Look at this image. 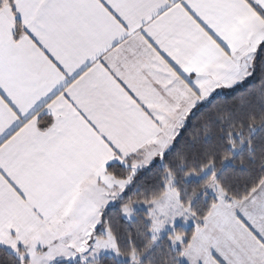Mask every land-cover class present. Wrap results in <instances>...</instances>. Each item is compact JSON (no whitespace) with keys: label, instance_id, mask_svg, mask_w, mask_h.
<instances>
[{"label":"snow or ice","instance_id":"obj_1","mask_svg":"<svg viewBox=\"0 0 264 264\" xmlns=\"http://www.w3.org/2000/svg\"><path fill=\"white\" fill-rule=\"evenodd\" d=\"M193 59L209 72L193 68ZM220 65L229 68L223 84L208 79ZM173 73L205 97L194 108L210 105L223 89L264 94V0H0V249L15 264H82L108 246L118 253L112 234L99 241L88 228L34 247L26 240L55 223L41 197L50 170L69 152L73 129L82 127L77 121L120 154L101 125L114 126L137 106L159 123V103L130 81L167 91ZM113 165L123 162L114 157L106 167ZM236 202L242 235L233 232L210 255L215 264H264V178L248 183Z\"/></svg>","mask_w":264,"mask_h":264},{"label":"trees","instance_id":"obj_2","mask_svg":"<svg viewBox=\"0 0 264 264\" xmlns=\"http://www.w3.org/2000/svg\"><path fill=\"white\" fill-rule=\"evenodd\" d=\"M48 123L47 118L42 125ZM231 133V138H229ZM128 165H113L106 173L117 180H131L116 205L104 210L100 231L103 238L109 230L124 257L136 255L141 264H185L181 249L172 238L176 236L192 240L196 227L177 226L173 232L156 239L151 234L150 214L138 211L135 219L123 216L125 207L136 203L151 204L167 192L168 175L173 178L175 190L183 207L195 217L197 226L210 215L218 203L217 197L208 191L216 182L224 194L236 201L244 187L257 178H264V94L255 89L249 92L223 91L205 107H198L189 116L186 125L176 138L172 148L158 158L148 169L133 171ZM213 166V171L199 180H187L190 174L201 175ZM2 264H15L10 252L0 249ZM82 264H131L113 256H103L95 262Z\"/></svg>","mask_w":264,"mask_h":264},{"label":"crops","instance_id":"obj_3","mask_svg":"<svg viewBox=\"0 0 264 264\" xmlns=\"http://www.w3.org/2000/svg\"><path fill=\"white\" fill-rule=\"evenodd\" d=\"M155 58L159 59V57ZM189 63L193 68H199L201 72L208 73L210 70L209 66L200 68L196 59L190 60ZM161 65L165 72H172V69L163 61H161ZM78 66L74 65V67ZM211 71L212 74L208 79L218 80L223 84L228 76L229 68L225 65L212 66ZM172 78L176 80V83L167 91L164 88L156 91L154 88L146 87L141 79L130 81L143 98L149 102L157 101L159 103V111L163 116L159 123H154L137 106L132 114L121 113L119 119L112 122L114 126L102 124L100 131L108 134L116 149L120 150V154L105 143L82 118L77 121V124L82 127L79 131L73 129L75 135L70 138L69 152L61 155L56 168L50 170L45 180L46 188L41 197L53 214L52 219L55 223L35 229L31 235L27 236L26 242L29 245L34 247L38 241L50 243L55 236L65 237L70 233L72 220H78L73 223L77 224L90 217L98 218L99 214L102 216L104 210L99 204L102 203L103 198L95 203L91 197L99 196V194L103 197L104 182L110 181L106 173V165L114 157L120 159L126 166L128 165L127 160H132L130 167L133 171H139L147 169L172 148L176 138L186 125L190 113L198 108H194L197 100L205 99L204 96L198 97L196 92L174 73ZM211 88L212 85L205 82L204 91L210 92ZM223 91L228 90L223 89ZM73 111L75 110L73 109ZM153 111L156 112L157 109L154 108ZM31 175L33 183H38L42 179L34 170ZM126 181L128 180L116 179L110 184L118 190H124L125 186L127 187ZM208 191L211 193L209 188ZM168 203L175 205L174 209L180 213L182 211L184 214L190 213L181 205L178 195ZM239 207L240 204L236 201L229 206L224 197L218 199V203L203 221L202 226L196 228L191 245L183 249L182 261L185 264H200V261L203 260L206 264H215L210 250L229 238L233 232L237 237L242 235V226L238 227L239 222L234 215L235 210ZM152 208L151 210H153ZM101 216L100 218H102ZM2 238L6 243L14 242L7 233H4Z\"/></svg>","mask_w":264,"mask_h":264},{"label":"rangeland","instance_id":"obj_4","mask_svg":"<svg viewBox=\"0 0 264 264\" xmlns=\"http://www.w3.org/2000/svg\"><path fill=\"white\" fill-rule=\"evenodd\" d=\"M171 149V148H170ZM152 165V164H151ZM150 165V166H151ZM148 166V168L150 167ZM147 168V169H148ZM214 167L210 166L208 169L203 171L201 175L197 174H190L187 176V180H199L208 174H210L213 171ZM108 175V174H107ZM105 175V176H107ZM109 182L106 180L104 182L103 190V197L99 194V196L91 197V200L95 203H98L101 198H103L102 203L100 202L99 206L106 210L110 206L116 205L118 200L122 198L123 194L126 191V188H129L131 186V180L129 179L126 181L127 187L125 186L124 190H118L115 186H112L110 183L113 181H116L114 177H111L108 175ZM169 183L167 185V192L166 194L157 201L152 202L151 204L147 203H136L135 205L125 207L123 210V216L126 220L131 221L135 219L136 213L138 211H148L150 214V224H151V234L154 238L160 239L161 237L166 236L168 233L173 232L177 226H182L184 228L189 227H198L197 221L195 220V217L192 215V213H180L176 209H174L176 206L172 203H168V201H172L174 196L177 195V193L172 189L173 184V178L168 175ZM113 180V181H112ZM125 185V183H123ZM98 190H100L98 188ZM209 190L211 191V195L217 197V199H220L222 197H225V194L221 191L220 187L216 184V182L210 184ZM174 194V195H173ZM112 197V199H111ZM151 207H153L151 210ZM125 209H128L127 212H125ZM189 212V211H187ZM100 214L97 217H90L86 221H82L81 223L73 224L78 220H72L70 222V233H78L80 236L84 235V229L88 228L89 231H92V235L95 239L99 241H104L108 238L109 230L103 231L105 233V236L103 238H99L95 236L96 231L92 230V225L99 226L101 223ZM102 217V216H101ZM73 224V226H72ZM67 237V234L65 235V238ZM185 237L176 236L175 239H171L172 243L176 248H180L182 245L183 240ZM114 243H116L115 238L113 240ZM103 256H113L119 261H128L131 264H141L142 259L139 258L136 255H131L130 257H124L121 255L117 249L112 248L111 246H108L103 249H96L91 256L83 261L85 263L87 262H95L96 260L100 259Z\"/></svg>","mask_w":264,"mask_h":264}]
</instances>
